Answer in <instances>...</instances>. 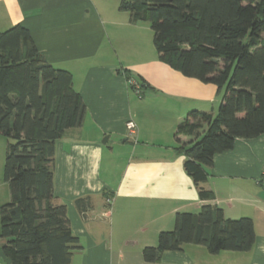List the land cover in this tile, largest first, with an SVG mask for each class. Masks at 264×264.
<instances>
[{
    "label": "crops",
    "instance_id": "0c3cea01",
    "mask_svg": "<svg viewBox=\"0 0 264 264\" xmlns=\"http://www.w3.org/2000/svg\"><path fill=\"white\" fill-rule=\"evenodd\" d=\"M120 1L0 0V32L26 28L39 53L70 72L86 107L82 124L55 141L54 201L66 205L80 245L70 264H264V132L238 137L213 156L201 183L211 196L200 198L180 147L206 125L179 141L173 133L191 110L216 114L209 97L217 87L162 62L149 23L132 21ZM129 79L141 84V96ZM6 147L0 134V169ZM81 198L87 200L77 204ZM204 205L226 218H251L252 248L211 253L185 243L155 262L143 258L160 231L173 230L177 213Z\"/></svg>",
    "mask_w": 264,
    "mask_h": 264
},
{
    "label": "trees",
    "instance_id": "16d2710c",
    "mask_svg": "<svg viewBox=\"0 0 264 264\" xmlns=\"http://www.w3.org/2000/svg\"><path fill=\"white\" fill-rule=\"evenodd\" d=\"M119 7L132 21L149 23L162 62L223 90L216 114L191 110L173 133L179 141L206 125L180 149L199 197L209 198L201 183L213 156L238 137L264 132V0H121ZM85 111L70 72L51 65L26 28L0 32V134L7 141L2 176L10 192L0 205V238L10 264H70L80 249L66 205L54 201L53 163L55 141L80 126ZM254 239L251 218H226L221 208L204 205L197 213H177L173 230L160 231L157 244L142 252L155 262L163 250L185 243L217 253L248 251Z\"/></svg>",
    "mask_w": 264,
    "mask_h": 264
},
{
    "label": "rangeland",
    "instance_id": "374dc122",
    "mask_svg": "<svg viewBox=\"0 0 264 264\" xmlns=\"http://www.w3.org/2000/svg\"><path fill=\"white\" fill-rule=\"evenodd\" d=\"M222 95H223V90L217 91L209 97V98H213V102L211 101L210 103H212V105L215 106L214 112L217 111L216 108H218V106L222 100ZM0 166H1V164H0ZM9 199H10V192L8 189V185L2 181V169H0V205L3 202H7ZM2 243H3V239L0 238V264H10L9 260L6 258V256L1 251Z\"/></svg>",
    "mask_w": 264,
    "mask_h": 264
},
{
    "label": "built area",
    "instance_id": "2783aa9c",
    "mask_svg": "<svg viewBox=\"0 0 264 264\" xmlns=\"http://www.w3.org/2000/svg\"><path fill=\"white\" fill-rule=\"evenodd\" d=\"M129 85H131V87L135 90V92L138 94V96H141L142 87H141V85L139 83H137L134 80L129 79ZM133 128H134L133 123L129 122L128 123V129L131 131V133L133 132ZM259 182L261 183V185L264 186V175L260 178ZM107 201L108 202L110 201L109 197L107 198Z\"/></svg>",
    "mask_w": 264,
    "mask_h": 264
},
{
    "label": "water",
    "instance_id": "95a60500",
    "mask_svg": "<svg viewBox=\"0 0 264 264\" xmlns=\"http://www.w3.org/2000/svg\"><path fill=\"white\" fill-rule=\"evenodd\" d=\"M106 138H107V137H105V139H104L102 142H104V141L106 140Z\"/></svg>",
    "mask_w": 264,
    "mask_h": 264
}]
</instances>
